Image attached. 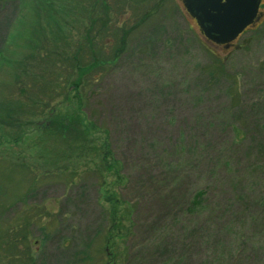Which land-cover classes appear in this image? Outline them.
<instances>
[{"label": "rangeland", "instance_id": "obj_1", "mask_svg": "<svg viewBox=\"0 0 264 264\" xmlns=\"http://www.w3.org/2000/svg\"><path fill=\"white\" fill-rule=\"evenodd\" d=\"M51 1L0 0V264H264V8L218 46L182 0ZM15 36L99 67L26 85Z\"/></svg>", "mask_w": 264, "mask_h": 264}, {"label": "trees", "instance_id": "obj_2", "mask_svg": "<svg viewBox=\"0 0 264 264\" xmlns=\"http://www.w3.org/2000/svg\"><path fill=\"white\" fill-rule=\"evenodd\" d=\"M52 2H53V0L50 2L51 5L50 6H47V8L51 11V13L48 14V16H47L50 19H53V17H52L53 16ZM41 11H42V9H39V8L35 9V11H34L38 15L39 19H40L41 15H43L41 13ZM88 14L91 15V16H94L91 13V11ZM23 16H22V18L19 19L18 22L20 23L21 21L24 20L25 21V24H26V17H25V15H23ZM94 20L95 19H93V21ZM61 23L62 22H60V24ZM90 29H92V26H91ZM40 32H41V35H42L43 39H47L49 37V35L52 36L53 39H55V40L57 39V35L54 32H51L49 29L46 30L43 26H41ZM27 33H28L27 36H32L33 35L32 34V30L27 29ZM27 36H25L23 39H22L21 36H15L14 39H13V41H15V42L19 41V43L17 42V44H16L17 47H23V45H24L26 48H30L31 49V52L27 56H25L24 58H22V60H24V61L19 66L18 72L20 74L18 76L22 80V82H24L25 84H27V81H26V79H27V80H31V84H36V83H39L40 82L39 83L40 85H43V84L45 85L47 83V81H44V80L38 81L37 80V78H40L41 77L40 74L36 73L37 62L39 60H41V59H45V57H47L48 55L54 56V55H56V53L52 54L53 53V49H46V50L44 49L43 50L40 45L39 46L35 45V43H34L33 40H31V42H30L28 39H26ZM62 37H63V39H65V37H64L63 34H62ZM21 42H22L23 45L21 44ZM53 43H55V42H53ZM9 45H10V43H9ZM14 47L15 46H12V47L9 46V50H12L13 51L12 57H10V58L14 62H17L14 58L17 57L18 55H15L14 56V54H15L14 53ZM7 53H9V51H7ZM96 55H97V53L95 52L92 55V58H95ZM59 56L61 57V60H58ZM79 56H82V61L80 63L82 66H79V69L83 70L84 72L83 73H80L79 78L76 81L77 83L74 86H71L73 90L76 89L77 85H80L82 83L81 81H79V79H81L80 77L83 74L89 73V71L95 70V69H97L99 67L98 64H97V61L96 60H93V62L91 64H90V62L87 63V58L84 55V50H83L82 46L78 47L76 49V51L72 52L69 55L68 54H62V55H58V56L56 55V57L54 56V62L56 63V65H57V63L59 61H64L67 64H72V65L76 66L74 68L76 71H78L79 61H77V59L75 57H79ZM7 57H9V56H7ZM32 66H34V67H32ZM72 67L73 66L69 67L68 68L69 69L68 71L71 72L72 71L71 69H73ZM43 78H46V77L44 76ZM82 78L84 79L85 78V75ZM28 85H30V84H28ZM55 89L56 90H58V89L64 90L62 87H60V86H58L56 84H55ZM27 105H28V103L26 101H20V105L18 107H15L14 104L12 103L9 108H12L13 111H18L19 109L23 110ZM9 108H8L7 105L2 104L0 109L3 110V111H5V113H7L8 115H10ZM74 120H75V118H74ZM74 120L72 118H64V116H62V117L58 116V117H55L51 121H45L46 123L44 124L45 125V128L44 129L47 130L49 128V126H46V125H51V124L54 123L55 126L57 127L56 129L60 130V133H62V134H65L66 133L65 136H63L62 134H60V136L62 137V139H64V138H67L68 137L67 132H66L67 131V127L70 126V128H72L71 127V122H73ZM75 121L77 122V120H75ZM51 127L54 128V126H51ZM70 128H68V130ZM45 130L42 133L44 135H47V133L45 132ZM69 134H70V138H71V130H70V133ZM44 135H43V137H41L39 139L40 141H43V142H39L40 144H42L44 142H46V144L49 143L45 139L46 137ZM82 146H84V145H82ZM43 148L44 149H47L45 146Z\"/></svg>", "mask_w": 264, "mask_h": 264}, {"label": "water", "instance_id": "obj_3", "mask_svg": "<svg viewBox=\"0 0 264 264\" xmlns=\"http://www.w3.org/2000/svg\"><path fill=\"white\" fill-rule=\"evenodd\" d=\"M262 0H183L205 37L216 44L235 40L258 18Z\"/></svg>", "mask_w": 264, "mask_h": 264}, {"label": "flooded vegetation", "instance_id": "obj_4", "mask_svg": "<svg viewBox=\"0 0 264 264\" xmlns=\"http://www.w3.org/2000/svg\"><path fill=\"white\" fill-rule=\"evenodd\" d=\"M262 8H264V0H262V2H261V6H260V11H259V15H260V12H261V14L263 13L262 11H261V9ZM246 32V31H245ZM242 35V34H241ZM240 35V36H241ZM240 36L238 37V38H240ZM236 42V41H235ZM231 45H234V43L233 44H231Z\"/></svg>", "mask_w": 264, "mask_h": 264}]
</instances>
